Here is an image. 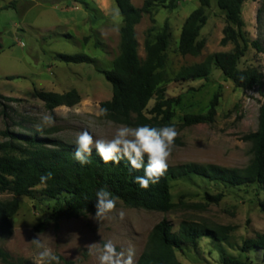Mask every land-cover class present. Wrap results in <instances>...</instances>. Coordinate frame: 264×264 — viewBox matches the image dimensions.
Returning <instances> with one entry per match:
<instances>
[{"label":"rangeland","instance_id":"rangeland-1","mask_svg":"<svg viewBox=\"0 0 264 264\" xmlns=\"http://www.w3.org/2000/svg\"><path fill=\"white\" fill-rule=\"evenodd\" d=\"M141 8L146 0H131ZM200 6L199 0H182L170 11L156 6L144 14L136 26L141 59L146 56L148 30L161 32L170 26V44L166 52L164 88L170 98H179L173 106L172 126L179 135L175 140L169 166L195 163L227 169H244L252 161L253 144L246 136L259 129L264 98V0H247L243 5L246 36L250 45L239 62L241 70L255 67L263 75V87L242 89L227 79L215 65L209 79H184L183 71L202 63L214 53L230 52L233 44L223 46L225 13L212 1L205 9L208 21L199 40L205 47L199 56H182L179 40L190 14ZM154 20V21H153ZM123 17L116 0H0V133L6 130L22 135H38L75 147L76 135L88 129L96 138L111 139L123 124L99 115L101 103L113 96V87L103 72L113 68L120 54V31ZM256 43L253 44V43ZM84 54L91 62L67 63L58 56ZM76 90L81 101L73 107L61 106L51 111L37 92L67 93ZM215 94L219 106L213 123L185 125L187 115L207 114ZM11 98L14 101L2 98ZM157 99L150 101L145 114L153 118ZM44 115H52L55 125L36 131ZM136 127V126H130ZM5 138L0 135V142ZM35 189L33 197L20 198V210L11 218L12 233L0 235V264H35L39 250L30 243L36 234L60 259V264H98L89 255L88 243L111 240L117 250L134 246L135 264L143 252L153 227L166 219L174 231L182 221L232 226L235 231L227 242L210 237L199 241V249L177 251L180 264H222L224 255L249 256L253 264H264V251L246 255V240L264 234V213L259 202L264 191L254 186L228 187L200 177L172 183V201L177 207L170 212L131 208L117 201L109 218L98 223L92 214L51 221L56 201ZM224 194L219 204L211 203L206 194ZM12 198L1 193L0 200ZM123 210L121 221L117 212Z\"/></svg>","mask_w":264,"mask_h":264},{"label":"trees","instance_id":"trees-1","mask_svg":"<svg viewBox=\"0 0 264 264\" xmlns=\"http://www.w3.org/2000/svg\"><path fill=\"white\" fill-rule=\"evenodd\" d=\"M182 0H146L141 8L131 0H116L123 26L120 31V54L110 71L103 72L113 87L110 100L101 103L108 109L103 119L128 126L150 125L154 127L172 126L173 106L179 98H170L164 88L166 52L170 44V26L166 22L162 31L153 35L148 30L145 41L146 56L141 59L138 53L139 42L136 26L144 14H152L156 6L170 11L178 8ZM213 0H199L200 6L187 18L180 35L179 52L182 56H199L205 42L199 40L201 30L208 18L205 9ZM225 13L226 26L223 46L233 44L234 50L209 55L205 61L183 71L184 79H209L213 65L217 66L227 79L242 89L263 87V75L255 67L244 70L239 62L250 45L246 36L243 5L247 0H214ZM154 21V20H153ZM253 44L256 45L254 42ZM67 63L83 64L91 62L84 55L58 56ZM243 77V79H241ZM46 107L53 111L58 107H73L80 103L81 96L76 90L67 93L37 92ZM264 98V92H262ZM5 100L14 101L3 97ZM157 99L153 109L156 114L148 118L145 111L151 100ZM219 94H215L207 114L187 115L185 125L213 123L219 106ZM5 141L0 142V192L10 193L12 198L0 200V235L12 233L11 218L20 210L21 197H33L35 189L43 186L46 197L56 201L51 221L58 224L63 219L77 218L86 214H95L96 193L105 189L112 193L117 201L131 208L149 211L170 212L177 207L172 201V183L174 181L200 177L228 187L254 186L264 191V101L260 110L259 129L246 136L253 144V159L244 169H227L216 165L187 163L169 166L159 182L145 190L134 183L135 176H143V169L130 170L127 161L119 164H105L93 152L90 163L80 165L74 159L75 147L63 142L40 138L38 135H22L9 130L0 133ZM52 172L53 177L46 184L40 183V176ZM224 194H206L207 200L219 204ZM264 213V201L259 202ZM235 231L232 226L200 224L182 221L178 231L173 230L170 221L163 219L156 224L148 235L143 252L136 264H180L177 251L199 249V241L204 237L220 243L227 242ZM253 250L264 251V234L246 240L242 252L246 255ZM0 256L8 254L0 250ZM222 264H253L249 256L237 258L224 255Z\"/></svg>","mask_w":264,"mask_h":264},{"label":"clouds","instance_id":"clouds-1","mask_svg":"<svg viewBox=\"0 0 264 264\" xmlns=\"http://www.w3.org/2000/svg\"><path fill=\"white\" fill-rule=\"evenodd\" d=\"M99 115L107 116L108 109L101 108ZM54 125L53 116L44 115L40 124L37 125L36 131L42 133L45 127ZM178 135L179 133L174 126L154 127L145 124L130 127L121 125L111 139H104L94 137L86 128L76 135L73 156L82 166L91 162L90 157L94 151L105 164L109 162L119 164L121 161H127L130 170L139 171L143 169L144 175L135 176L134 183L147 190L150 185L157 184L168 171V161ZM52 177L53 173L49 171L40 176V183L46 184ZM117 199L105 189L97 191L94 204L95 214L92 219L100 223L109 218V214L117 208ZM125 215L123 210L117 212L121 221L125 219ZM39 235V233L36 234L30 241L39 250L35 264H60L59 257L44 245ZM85 247L88 249L89 255L96 256L98 264H135L136 251L134 246L118 251L116 245L108 240L103 243H88Z\"/></svg>","mask_w":264,"mask_h":264}]
</instances>
